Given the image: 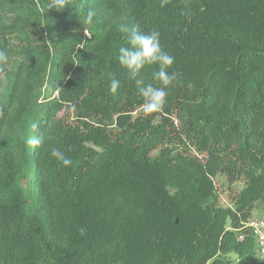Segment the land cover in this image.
I'll return each mask as SVG.
<instances>
[{
  "label": "trees",
  "instance_id": "1",
  "mask_svg": "<svg viewBox=\"0 0 264 264\" xmlns=\"http://www.w3.org/2000/svg\"><path fill=\"white\" fill-rule=\"evenodd\" d=\"M51 2L0 0V264H264L242 230L264 214V0ZM134 27L178 73L150 114L118 60Z\"/></svg>",
  "mask_w": 264,
  "mask_h": 264
},
{
  "label": "clouds",
  "instance_id": "2",
  "mask_svg": "<svg viewBox=\"0 0 264 264\" xmlns=\"http://www.w3.org/2000/svg\"><path fill=\"white\" fill-rule=\"evenodd\" d=\"M66 2L67 0H52L49 8L63 10L66 7ZM166 2L167 0H162V3ZM94 15L93 12H88L85 23L91 24ZM126 31L128 30L126 29ZM118 60L119 64L128 71L134 80L137 91L143 98L142 110L146 114L162 110L166 102V88L173 84L178 73L169 71L175 62V57L162 48L159 31L152 30L144 33L135 27L132 28L128 36V46L119 48ZM8 61V53L0 49V68L7 65ZM152 65L157 66V70L152 75L153 79L160 83L161 86L159 87L145 84L143 79L138 78L146 66ZM109 81V91L112 94L117 93L121 87L120 81L114 75L109 77ZM31 127L35 130L38 125L32 124ZM41 143V139L36 135L27 138V144L33 148L40 146ZM50 154L65 167L73 165V161L66 157L58 147H51Z\"/></svg>",
  "mask_w": 264,
  "mask_h": 264
},
{
  "label": "rangeland",
  "instance_id": "3",
  "mask_svg": "<svg viewBox=\"0 0 264 264\" xmlns=\"http://www.w3.org/2000/svg\"><path fill=\"white\" fill-rule=\"evenodd\" d=\"M215 184L220 196L221 205L223 207H232L234 193L242 189L243 183L239 182L232 185L229 184L228 180L225 177L219 176L215 179ZM252 219H264V214L261 211L260 205H258L256 210L254 211Z\"/></svg>",
  "mask_w": 264,
  "mask_h": 264
},
{
  "label": "built area",
  "instance_id": "4",
  "mask_svg": "<svg viewBox=\"0 0 264 264\" xmlns=\"http://www.w3.org/2000/svg\"><path fill=\"white\" fill-rule=\"evenodd\" d=\"M247 230L254 237L257 244V255L264 261V219H250L243 224V229ZM239 240H243V235Z\"/></svg>",
  "mask_w": 264,
  "mask_h": 264
}]
</instances>
